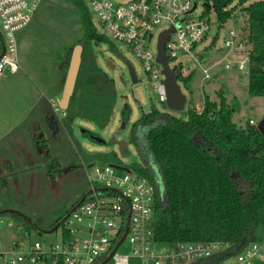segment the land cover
Returning a JSON list of instances; mask_svg holds the SVG:
<instances>
[{
	"label": "trees",
	"instance_id": "trees-1",
	"mask_svg": "<svg viewBox=\"0 0 264 264\" xmlns=\"http://www.w3.org/2000/svg\"><path fill=\"white\" fill-rule=\"evenodd\" d=\"M204 1L205 14L214 9L220 26L235 18V8L229 11L223 9L232 5L234 0ZM246 1L240 0V5L247 17V43L251 46L248 89L250 94L264 97V0H255L244 6ZM74 3L80 11L85 32L84 41L77 43L83 46L82 64L74 94L65 111L67 117L59 120L53 108L45 114L51 126L50 142H58V147H49L43 132L33 138L35 148L43 157L44 165L40 168L44 170L41 176L44 181L54 180L61 172H73L77 167L75 163L69 164L59 148L66 132H70L73 120L81 117L108 125L118 98L114 80L97 64L92 43L106 42L113 50L116 46L108 37L98 33L85 2L74 0ZM215 42L216 37L213 45ZM74 46L67 54L64 80ZM2 48L0 38V55ZM194 75L195 72H192L184 78L179 74L178 79L189 86ZM219 96L217 102L205 94L202 110L190 105L186 118L153 107L134 122L130 142L142 159L135 170L155 184L159 176L164 188L158 198L153 221L155 240L170 246L221 242L229 245L223 255L225 258L234 254L244 238L248 244L264 240V134L257 125L239 127L234 122V109L229 106L222 91H219ZM164 106L168 108L167 104ZM128 112L129 109H123L124 119ZM42 142L45 146L40 145ZM74 153L77 156V148ZM94 160L91 159L88 164ZM9 168L14 175L11 163ZM155 170H158V175ZM33 178L23 176L21 184L16 177L6 179L0 170V196H6L14 204L20 203L27 210L5 203L0 207V219L8 218L20 223L30 235L32 232L49 233L56 227V230L62 229V235L68 239L70 233L65 227L66 218L86 200L88 191H84L69 209L61 213L52 210L51 213L58 216L51 217L31 206L37 188ZM7 231L6 247L10 248L11 233Z\"/></svg>",
	"mask_w": 264,
	"mask_h": 264
},
{
	"label": "rangeland",
	"instance_id": "rangeland-1",
	"mask_svg": "<svg viewBox=\"0 0 264 264\" xmlns=\"http://www.w3.org/2000/svg\"><path fill=\"white\" fill-rule=\"evenodd\" d=\"M82 1L88 8L87 1ZM254 1L248 0L244 2V6L250 5ZM231 7L235 8V18L222 26L219 24L217 12L214 9L211 10L210 18L213 29L211 38L198 49V52L201 50L203 52V48L208 47L205 52L200 54V61L204 62V66L212 68V78L202 82L203 73L200 69L195 71L189 86H185L179 80L182 91L188 99L184 112L172 111L158 101L153 90L154 85L145 73L142 62L126 44L110 40L116 46V50H113L106 42H93V52L96 55L98 66L114 80L118 91L113 118L108 125H101L81 117L75 118L70 125V132L65 130L66 134L62 138L63 141L59 148L62 156L65 155L68 158L69 164L75 163L74 165L77 167L73 172H61L54 180L44 181L41 177L44 170L40 168L44 165L43 157L35 148L33 138L43 132L47 138V145L58 147V142L54 144L50 142L52 140L51 131H49L51 126L47 123L43 113L46 114L51 110L47 99H49L51 83L58 76L61 59L67 56L72 46L84 41L85 32L80 11L74 0H42L27 33L23 34L21 40L18 39V57L21 65L19 73L7 72L0 79V170L4 177L6 179L16 177V180L22 184L23 176H33L37 182V188L34 190L35 200L31 205L32 208L42 214L57 217L58 215L52 214L53 211L61 213L63 210L69 209L84 191L89 190L88 163L91 159H95L94 162L99 165L113 164L126 169H135L141 165V156L134 144L130 142L131 128L143 113L150 112L153 107L177 117L186 118L185 113L190 105L195 106L197 110H202L205 94L219 102V91H222L229 106L234 109V122L239 127L245 128L251 124V121L258 125L264 119V97L250 94L248 89L249 71H240L235 66L227 69L221 62L226 49L223 51L220 48L224 47V37L228 29H236L240 38L247 42V17L241 10L240 0H234ZM202 8L203 4H199L198 13ZM93 22L98 33L103 35V29L96 18H93ZM214 37H216L215 45L212 42ZM157 39L158 35L151 44L153 51L156 49ZM240 55L241 53L237 54L236 58ZM109 61L115 65V69L108 65ZM126 61L133 65L137 73L139 81L136 84L131 80ZM38 94L43 95L44 98L34 105L32 99ZM126 105L130 110L124 119L123 109ZM29 109L31 110L29 111ZM27 111L29 114L24 118ZM55 114L59 120L67 117L63 116L62 111L55 112ZM19 121L22 122L20 125ZM124 122L125 126L122 127ZM121 141L128 143L125 148V156L120 151L119 142ZM40 145L45 146L44 142ZM76 148L77 156L74 153ZM33 159H35L34 163L31 162ZM9 163L14 168L12 171L15 172L14 175L9 171L10 168L7 169ZM81 164L82 166L78 167ZM124 172L121 171V173ZM13 176L15 177L13 178ZM40 179L42 182H39ZM156 183L160 185V190L163 192L162 182L157 181ZM12 188L14 189V187ZM62 198L63 200H61ZM5 203L23 208L20 203L14 204L6 196H0V207ZM13 226L10 233L15 239L22 241L23 226L17 222H13ZM61 231L62 229L53 233L32 232V236L47 245L58 242ZM8 232L4 228L0 229V251L5 250V237ZM118 252L130 256L129 264H141L140 259L132 253V247L128 241L122 244ZM107 264H114V262L110 260Z\"/></svg>",
	"mask_w": 264,
	"mask_h": 264
},
{
	"label": "built area",
	"instance_id": "built-area-1",
	"mask_svg": "<svg viewBox=\"0 0 264 264\" xmlns=\"http://www.w3.org/2000/svg\"><path fill=\"white\" fill-rule=\"evenodd\" d=\"M86 1L92 17L103 29V35L112 42L126 44L142 62L160 103L167 104L163 66L157 61L159 37L166 30L174 28L165 44V51L169 66L176 70L177 76L180 74L186 78L201 69L202 82L212 78V68L200 61V54L208 47L198 52L199 47L211 38L213 30L211 11L205 14L204 0ZM41 2L0 0V34L4 47V54L0 55V79L7 72L15 74L21 69L18 33L32 22ZM199 4H203V8L198 13ZM223 9L229 11L232 7L229 5ZM157 35L156 49L153 51L151 44ZM224 38V47L220 49H226L221 60L225 68L235 66L240 71H249L250 44L242 40L234 28L228 29ZM239 53L241 55L236 58ZM52 105L56 113L62 111L57 103ZM62 112L65 116L66 112ZM250 123L255 125L253 121ZM91 163L94 165L89 168ZM91 163L88 165L90 186L87 198L66 218L65 227L70 237L65 239L61 231L58 242L46 245L25 231L22 241L15 239L11 233L12 246L6 247L5 237V250L0 251V264H100L111 253L110 260L114 264H129L130 256L118 252L127 241L141 264L264 262V241L250 243L242 251L225 258L223 255L229 245L221 242L175 246L161 244L155 240L153 231L156 206L161 194L160 185L140 176L132 168L99 165L94 161ZM13 222L8 218L0 219V229L12 230Z\"/></svg>",
	"mask_w": 264,
	"mask_h": 264
},
{
	"label": "water",
	"instance_id": "water-1",
	"mask_svg": "<svg viewBox=\"0 0 264 264\" xmlns=\"http://www.w3.org/2000/svg\"><path fill=\"white\" fill-rule=\"evenodd\" d=\"M173 31H174V28H171L160 34L157 61L163 66V74L165 75V85L167 89V107L172 111L184 112L187 107L188 99H187V96L183 93L181 85L178 82V76H177L176 70L169 66V59L165 51V44L169 38V35ZM0 38H1V34H0ZM3 54H4V47H3V51L1 55ZM82 54H83V46L81 44H77L76 46H74L73 51L71 53L70 60H69V64H68V69H67V73H66V77L64 81L62 95H61V98L57 102L59 108L62 111H66L68 109L70 100L74 94L78 74H79L81 64H82ZM126 63L128 65V69L130 72L132 82L134 84L138 83L139 80H138L137 73L133 65L129 61H126ZM108 65L111 66L112 69L116 68L115 65L111 61L108 62ZM125 108L130 110V108L127 105L125 106ZM124 126H125V123L122 124V127ZM257 127L260 130V132L264 134V119L260 123H258ZM119 146H120L121 154L125 156V148L128 146V143L125 141H121L119 142ZM93 165L94 163H91L89 165V168L92 167ZM155 171L158 175V170H155ZM158 179L161 182L159 176H158ZM10 211L23 215L21 212L16 211V210H10ZM56 229L57 228L54 227L53 229L49 230V233H53ZM121 242L122 240L120 241V243ZM247 245H248L247 239L244 238L241 244L238 246V248L234 251V254L242 251V249ZM112 254L113 253H111L100 264H107L110 261Z\"/></svg>",
	"mask_w": 264,
	"mask_h": 264
},
{
	"label": "crops",
	"instance_id": "crops-1",
	"mask_svg": "<svg viewBox=\"0 0 264 264\" xmlns=\"http://www.w3.org/2000/svg\"><path fill=\"white\" fill-rule=\"evenodd\" d=\"M30 25V24H29ZM29 27V26H28ZM28 27L24 30H22L20 32V35H19V40L22 39L23 37V34H26L27 31H28ZM67 57V56H66ZM66 57L62 58L61 61H60V66H59V72H58V76L56 77V80L54 82L51 83V90L49 91V99L48 102L51 106V108H53V103H57L58 100L61 98V95H62V91H63V86H64V76H65V70H66ZM20 71V70H19ZM19 73V72H18ZM13 74V73H12ZM49 90V89H48ZM44 96L43 95H36L35 97H33L32 99V104H37L38 102H40L41 100H43ZM31 109H29L30 111ZM29 111L25 112L24 114V118L27 117V115L29 114ZM55 112V111H54ZM45 115V113H43ZM23 122V120H22ZM21 122V123H22ZM20 121H19V125L21 124Z\"/></svg>",
	"mask_w": 264,
	"mask_h": 264
}]
</instances>
